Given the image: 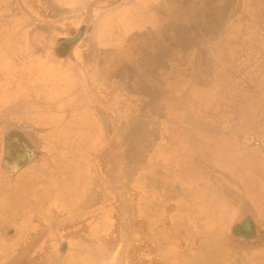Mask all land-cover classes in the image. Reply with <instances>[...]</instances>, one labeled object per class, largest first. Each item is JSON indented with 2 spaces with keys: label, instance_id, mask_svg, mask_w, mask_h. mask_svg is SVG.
Segmentation results:
<instances>
[{
  "label": "rangeland",
  "instance_id": "rangeland-1",
  "mask_svg": "<svg viewBox=\"0 0 264 264\" xmlns=\"http://www.w3.org/2000/svg\"><path fill=\"white\" fill-rule=\"evenodd\" d=\"M2 6L0 264H264V0Z\"/></svg>",
  "mask_w": 264,
  "mask_h": 264
},
{
  "label": "crops",
  "instance_id": "crops-1",
  "mask_svg": "<svg viewBox=\"0 0 264 264\" xmlns=\"http://www.w3.org/2000/svg\"><path fill=\"white\" fill-rule=\"evenodd\" d=\"M1 8H5V7L2 6V7H0V9ZM2 36L5 37V34H3ZM4 53H6V52H4ZM13 55H14L13 58H9V55H6V58L7 59L0 60V62L1 63H4L5 61L6 62H10V60H12V61L15 62V61H19L20 60V59L17 58V56L15 54H13ZM53 60H54L53 57H51L49 59V62H51ZM63 62H65V61L62 59V63ZM12 71H13L12 72V74H13L12 77L17 78V79H19V81H21V75H16V72L14 73V70H12ZM68 71L69 70L67 69V73H68ZM63 72H65L64 69H63V71L61 73H58V75H61V77H62L61 85L59 87V90H58V87L57 88H54L53 86L49 85V92H47V93H49L51 95H54V94L63 95L61 97V101H62V103H64V101H65L64 99H66V101H67L65 103V106H67L66 110H68L69 113H70L71 110L74 109V108L68 109L69 106H71L70 104L72 103L71 101H69L71 97L70 96L65 97L64 94L65 95L66 94L67 95L71 94V91H74V89H73L74 87L68 86V84L67 85L63 84L65 81H67L66 79H64V76H67V75H65ZM85 73L86 72H83V74H85ZM0 76L2 77L1 74H0ZM15 82H16V80H15ZM14 94H16L15 90H14ZM73 103H74V101H73ZM72 107H75V106H72ZM51 109H54V107H52ZM69 117H70V114L68 116V119H69ZM78 118H79V116H78ZM75 121H76V119H72V123L73 124H74ZM62 124H64V121H63ZM66 124H68V123L66 122ZM256 147L257 146H254L252 148V147H249V145H248L247 148H245V149L242 150V153L245 154V156L247 157V160L248 161H247V163H244V165H246V166L243 167V170H239V173L241 174V177H243V179H244L243 180V183L241 182L242 189L245 190V192L249 196H250V193H251V191H249V190H251L253 188L252 183L257 178H262L261 176L263 175V172H264V149H262L261 147L259 149H256ZM241 181H242V178H241ZM245 187L247 189H245Z\"/></svg>",
  "mask_w": 264,
  "mask_h": 264
},
{
  "label": "flooded vegetation",
  "instance_id": "flooded-vegetation-1",
  "mask_svg": "<svg viewBox=\"0 0 264 264\" xmlns=\"http://www.w3.org/2000/svg\"><path fill=\"white\" fill-rule=\"evenodd\" d=\"M6 36V35H5ZM76 40H70L69 38H66V39H62V40H58L57 41V51L61 50V51H64L65 48H67L68 46H72V44L75 42ZM18 44L20 45V43L18 42ZM21 46V45H20ZM15 51V50H14ZM6 55H9V58H13L14 55L13 53H9L7 52ZM55 56L57 57H60L59 55L57 54H54ZM71 57H68V59H70ZM59 59H64L63 57H60ZM20 61V60H19ZM19 61H16V62H19ZM10 62H12V60H10ZM18 67V68H17ZM16 72V75H21L22 72H21V67H20V64L18 65V63L15 65V68H14V73ZM31 74V73H30ZM22 77V76H21ZM4 84V82H2ZM16 83V84H15ZM14 83V85L16 86V90H21L22 88V85H21V81H19V79L16 80V82ZM74 91H71V94L75 96V94H83L81 92H79L80 90H77L75 87L73 88ZM33 90V89H32ZM89 91H91V88L89 87L88 88ZM16 92V91H15ZM30 92H33V91H30ZM14 93V92H13ZM15 95V94H14ZM50 95V94H49ZM70 96V95H69ZM67 97V96H65ZM80 97L78 95L74 97V100L76 101H79ZM66 100V99H64ZM29 102L25 103V104H28ZM35 103V102H34ZM37 103V102H36ZM30 104V103H29ZM51 111H49L50 113ZM52 113V112H51ZM50 117V115H49ZM50 120V118H49ZM10 141L14 142V144H20L21 143V140H20V135H17V136H14L10 139ZM12 149L10 148H7L6 149V156H5V162L7 164H10L11 167H14V169L16 170H21L22 169V166L20 165H17L16 163H14V160L12 161V158L15 159V160H19V158H24L25 155L21 154L19 151H17V153L11 151ZM245 223V222H244ZM244 226H246V224H244Z\"/></svg>",
  "mask_w": 264,
  "mask_h": 264
}]
</instances>
